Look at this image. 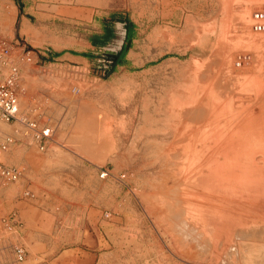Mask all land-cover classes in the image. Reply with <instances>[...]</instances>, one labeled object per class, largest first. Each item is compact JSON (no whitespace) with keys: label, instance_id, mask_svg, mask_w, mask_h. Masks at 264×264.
Masks as SVG:
<instances>
[{"label":"rangeland","instance_id":"1","mask_svg":"<svg viewBox=\"0 0 264 264\" xmlns=\"http://www.w3.org/2000/svg\"><path fill=\"white\" fill-rule=\"evenodd\" d=\"M218 8L215 0H0V39L19 56V114L50 129L44 143L20 123L0 120V139H19L3 162L21 170L16 182L0 181V263L39 262L29 231L21 237L3 224L15 213L42 236L63 224L60 244L90 252L85 264H264V231H255L264 228V198L240 197L231 188L235 175L207 170L211 161L203 156L212 142L195 134L198 120L183 112L194 98L182 88L185 71L192 67L191 76L204 61L179 39ZM119 19L127 35L116 61ZM222 120L217 127L228 130ZM170 201L186 214L179 216L183 224L193 220L196 240L190 227L183 229L189 236L171 228ZM74 224L81 239L68 236L76 234ZM15 244L30 254L22 263L14 260ZM61 251L58 261L65 258Z\"/></svg>","mask_w":264,"mask_h":264},{"label":"bare ground","instance_id":"2","mask_svg":"<svg viewBox=\"0 0 264 264\" xmlns=\"http://www.w3.org/2000/svg\"><path fill=\"white\" fill-rule=\"evenodd\" d=\"M215 2L219 5V8L214 12L212 18L208 20L207 23L203 24L190 23L192 24V32L182 35L179 39V42L184 46L185 52L190 50L192 58L204 61L203 67L201 66V68L195 70V73L191 76H187V71L190 70V68L192 70V67L185 71L186 75L183 73L186 76H184L185 79H183L182 75V79L185 80L183 84L181 83L184 92L190 90L195 98H193L192 103L188 104L189 106L186 104L187 107L183 105L184 108H182L186 111L183 110V112L187 113L192 120H198H196L198 124L194 127L195 134L199 135L200 138L203 137V140L212 142V145L206 147L207 151L203 156L207 160L205 164L211 161V165L207 170H221L225 174L229 173L235 175V183L231 188H233L234 192L241 195L240 197L251 195L250 197L256 199L258 195L261 194L259 197L264 198V189L261 188V186H264V0H215ZM189 17L188 19L190 20L191 17ZM197 21L199 22V19H197ZM189 22L187 20V23ZM246 87H251L252 89L250 90ZM16 105L19 104L16 102ZM178 106L181 107L182 105ZM177 107L175 109H177ZM234 108L237 110L231 112V109L234 110ZM171 109L175 111L174 108ZM178 109L180 110V108ZM178 109L176 112L179 111ZM175 114L176 113H174V115ZM178 114L179 112L176 115L179 116ZM216 114L221 116L217 118V122L220 118L218 125L221 123L222 118H224L223 116L226 115L227 120L224 119L225 125L231 126L228 130H222L223 126L221 128L217 127V122H215ZM183 115L186 116L185 114H181V118ZM177 116L175 119L180 118V116ZM175 119L172 118V120ZM185 120L187 119L185 118ZM188 120L190 119L188 118ZM245 131L248 132L247 135L242 133ZM184 138H186V135ZM177 154L180 155L181 153L177 152ZM169 156L175 158V156ZM221 159L224 161L221 162ZM225 161L228 162L224 163ZM205 164L202 165L201 170L205 169ZM232 175L230 178H232ZM200 178L201 176H199L198 179ZM230 178L227 180L230 181ZM253 188L256 193L254 191H251V193L249 192V190ZM258 188L260 192H258ZM175 190L176 188L172 190L174 194H180L175 192ZM214 191L215 190H212L211 193L213 194ZM170 194L173 196V193ZM178 196H175V198ZM168 202H166V213H168L167 217L171 218V223L173 222V224H170L169 221L166 222L171 225V228H177V232L186 233L190 225L194 224L193 220H191L193 222L192 224L189 218L187 219L189 227L186 226L187 224H183L186 223V220L181 218L185 220V222H182L179 216L186 217L184 210L182 209L185 216L181 214L182 211H179L178 206L179 212L176 211V206L174 207L176 210L172 208V205L170 206V204L176 205L178 202ZM207 202H202V204L206 203L205 205H207ZM211 204L209 203L208 206L212 207ZM214 205H216V203ZM250 216L256 217L255 215ZM262 217L264 218V214ZM178 220H181L183 224L181 230V222ZM256 221L258 222V220ZM252 224L255 223H251L250 225ZM257 225L258 224L252 226L255 229ZM191 228L192 227L188 229L189 234L190 232L194 234ZM183 229L186 230L183 231ZM241 229L243 228L241 227ZM260 229L264 231V228H258V226L255 231H260ZM239 230L240 229H238V231ZM238 231L236 232L238 233ZM244 231L246 232V229ZM186 234L189 236L188 232ZM244 234L246 235V233ZM248 234H251V231ZM183 235L186 236L185 234ZM198 235L199 234L195 236L198 238ZM191 236L193 235L190 234L189 237ZM242 236L244 235H240L239 239ZM177 237L180 239V236ZM204 237L205 236H203V238ZM192 239L196 240L195 237ZM225 241L224 243L227 242ZM195 243H197V241ZM228 243H230V241ZM240 243L244 244L245 242L241 241ZM196 247L197 246H195V248ZM203 247L206 248L207 246ZM247 247L249 246L247 245L244 248ZM224 250L225 248L223 251ZM230 252L233 253L232 251Z\"/></svg>","mask_w":264,"mask_h":264},{"label":"built area","instance_id":"3","mask_svg":"<svg viewBox=\"0 0 264 264\" xmlns=\"http://www.w3.org/2000/svg\"><path fill=\"white\" fill-rule=\"evenodd\" d=\"M18 56V55H17ZM18 57L13 56L12 45L0 39V120L4 122L20 123L26 131H30L32 139L40 142L43 138L45 143L50 139L49 128H39L34 121L24 122L19 114V107L16 105L20 77V71L17 65ZM19 141L12 135H5L0 139V181L1 182H16L21 177V170L15 166L5 164L2 155L15 142ZM40 145V149L44 148ZM26 195L28 192L25 193ZM3 224L8 230L12 229L15 224L20 221L15 213H11L7 219H3ZM25 248L21 244L13 246L14 260L16 263H22L25 258Z\"/></svg>","mask_w":264,"mask_h":264},{"label":"crops","instance_id":"4","mask_svg":"<svg viewBox=\"0 0 264 264\" xmlns=\"http://www.w3.org/2000/svg\"><path fill=\"white\" fill-rule=\"evenodd\" d=\"M116 22L126 24V21L122 20V19H119ZM76 223L77 222H75V224ZM75 224H74L72 231L76 232V234L75 233H73V235L68 234V236H72V237H76L77 239H81L84 236V234H83L84 232H81L80 226L77 227L78 230H76ZM78 224H80V223L78 222ZM62 225L63 224H60L61 227H59V229H57V227L52 226L49 232H46V231L43 232V236H42L40 230L28 229L26 227V222L23 220L20 221V223L18 225L13 226L12 229H15L18 232L19 236H21V237H25V235L28 233L26 231H29V233H30L29 238L32 239L33 242H36V244H37V246H36L37 250L35 251V253L33 255V258H36L39 260V262L36 264H85L82 261H85V259H89L88 257H89L90 252H88V251L86 252L85 250L81 249V247L79 245H75L74 247H71V248L70 247L65 248V245L63 242H62V244H60L59 241H61L63 239L62 233H61ZM85 228H87V225ZM24 229H26V230H24ZM44 239H46V240L44 241ZM60 250H62V251L59 254H62L63 255L62 257L65 256V258L61 259V261L60 260L58 261L57 258L59 255L57 254V252H59ZM29 255L30 254L27 253V255H25V256L28 257ZM0 264H3V263H0ZM6 264H8V263H6Z\"/></svg>","mask_w":264,"mask_h":264},{"label":"water","instance_id":"5","mask_svg":"<svg viewBox=\"0 0 264 264\" xmlns=\"http://www.w3.org/2000/svg\"><path fill=\"white\" fill-rule=\"evenodd\" d=\"M118 24L122 27L121 37L116 40V45L120 48L125 38L126 24L125 23H118ZM104 50H111V49L107 46V47H104Z\"/></svg>","mask_w":264,"mask_h":264},{"label":"flooded vegetation","instance_id":"6","mask_svg":"<svg viewBox=\"0 0 264 264\" xmlns=\"http://www.w3.org/2000/svg\"><path fill=\"white\" fill-rule=\"evenodd\" d=\"M108 31L110 32V28H107V32H108ZM126 35H127V25H126V34H125L124 42L126 41ZM108 38H109V36H108ZM110 40H111V38H110ZM124 42H123V44L121 45V47H120V49L118 50V52H116V54H115V52L113 53V55H114L115 58H116V59H115L116 61H117V59H118V57H119L120 52L122 51V47L124 46ZM104 45H105V44H104ZM104 45H103V44L101 45V47H100L101 50L104 49V47H105ZM115 45H116V44H115ZM95 46L97 47L98 44L95 45ZM100 48L97 47L98 50H100ZM117 49H118V48H117ZM105 54H106V53H105ZM116 61H115V62H116Z\"/></svg>","mask_w":264,"mask_h":264}]
</instances>
